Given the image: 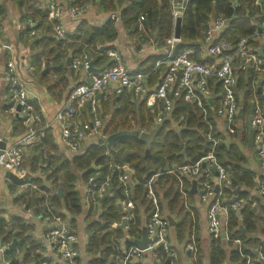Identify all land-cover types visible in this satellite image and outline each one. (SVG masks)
Masks as SVG:
<instances>
[{
  "label": "trees",
  "instance_id": "obj_1",
  "mask_svg": "<svg viewBox=\"0 0 264 264\" xmlns=\"http://www.w3.org/2000/svg\"><path fill=\"white\" fill-rule=\"evenodd\" d=\"M8 1L16 5L23 23L26 24V19L31 18L34 22L33 29L41 30L40 37L33 38L34 46L36 48H48V54L55 59L62 56V51L68 48L72 49V54H86L90 58L100 61L101 57L98 54L104 55L108 49L104 45L115 40L117 36L115 22L107 19L95 27H90L85 21H80L73 33H66V39H59L54 36L51 25L46 20L48 10L45 6L43 8L38 7L36 0ZM81 2H97L101 12L116 13L117 18L129 35L143 32V34L141 33L142 39L145 40L151 34L152 40L157 41L158 44H163L171 34L168 0H65L66 6ZM231 2L234 3L233 6H231ZM255 6V0H190L180 21L179 38L184 47L192 48V58L199 60L201 50L198 40L202 37L201 32L204 30L210 15L229 18L221 37L234 44L237 39L250 35L257 28L256 23L260 21V11H256ZM4 11V5H0V16L4 14ZM139 15H143L141 31L138 30L137 26ZM30 29H26V32H29ZM96 45H103V48H96ZM156 58L157 56H149L141 61L138 66V71L149 72L148 77L149 80H152V84L157 82V75L162 70L160 68L158 71L150 72ZM59 69L60 67H54L53 72L56 73ZM251 77L250 72L238 73L236 91L241 94L242 112L244 114L251 100L249 91ZM119 99L121 98L118 96V98L102 101L100 102V104L102 103L101 107L107 108L110 105L109 101ZM142 99L145 100V98H140L137 104H133L132 120L125 121L126 117H123L113 121L111 118V126L106 132L111 134L119 130H137L138 132L152 130L157 107H161V102H156L148 108ZM206 107L207 115L204 120L201 111L196 106L181 99L174 100L169 116L163 119L148 147L137 138L120 137L109 147L97 142L91 143L82 154L71 159L50 153L47 154L46 159H42L40 152L41 148H44L46 139L44 135L38 136V142L32 145L38 155L36 168L43 172L49 185H44L41 177L30 178L29 183L34 185L35 189H30L28 186L30 189L27 191L28 195L33 198L37 192L43 193L40 203L34 207L35 213L41 215L52 212L63 217L60 211L63 207L70 215L76 216L81 211L80 198L74 186L77 178L76 172L80 173L79 177L87 181L94 191L98 184L108 176L107 194L102 197L103 199L98 198L97 200L100 207L98 218L86 226L88 238L85 249L86 254L92 257L86 264H119L120 258L123 256L119 241L122 234L121 230L116 229L114 225L120 222L122 214L117 211L116 201L129 199L134 203L131 218L128 220L130 236H138L140 232L138 207H143L146 214L152 210L150 200L146 196V182L149 179L152 178L150 185L158 198L159 206H161V198L167 199V210L170 214L178 209L180 194L175 189L178 182L173 175H181L180 167L195 163L206 152L207 122L211 123L214 118L212 110L208 105ZM176 123L179 127L176 126ZM246 138L247 132L243 129L237 139L236 136H230L227 145L220 143L216 148L218 161L236 183V185L231 184L229 187L220 189L222 198L227 199L238 188L237 200H251L248 199V192L244 189L240 190L241 186L249 188L254 184V174L244 167L246 157L243 154L242 146H246ZM146 149L149 150V155L143 158ZM123 165H127L133 171L129 178L128 198L124 196L122 185L118 180L122 171L118 170L117 167ZM173 168L175 169L172 171ZM168 170L172 172L166 173ZM203 170L201 169L202 175L196 181L200 182L204 179L205 172ZM182 176L184 177V175H181L182 187L186 191L189 188V182ZM89 177H93L92 184L88 181ZM261 179L264 180V177ZM58 191L61 192V196L58 195ZM90 209H88L87 218L94 214ZM93 210L96 212V208ZM178 213H181L180 209ZM73 221L74 219H72ZM189 221L183 215V218L175 225L178 240L184 237L187 227L189 229ZM239 225L242 226L243 231L239 229ZM28 230L29 226L20 218L14 217L9 222L0 219V241L2 243L11 241L12 234L19 231L17 237L20 238V242L17 245V251L23 250V255L19 259L15 251H6L5 257L9 259L10 264H29L30 262L39 264L45 261L37 252L38 244L24 235ZM255 231V213L249 204L243 205L238 214L234 210H229L226 236L230 240H239L240 246L231 249L226 254L220 244L219 236L210 238L209 264H222L225 260L226 264H245L246 258L243 255L249 256L253 260V264H264L258 258V254L264 250L263 244L258 238L251 235ZM196 238L194 264H201V252ZM128 245L130 244L124 243L125 248Z\"/></svg>",
  "mask_w": 264,
  "mask_h": 264
},
{
  "label": "built area",
  "instance_id": "obj_2",
  "mask_svg": "<svg viewBox=\"0 0 264 264\" xmlns=\"http://www.w3.org/2000/svg\"><path fill=\"white\" fill-rule=\"evenodd\" d=\"M189 1L168 0L171 34L163 44H158L157 41L150 44V48L155 50L157 56L150 72L162 69L153 87L149 86V72L129 70L114 49L105 51L108 63L98 72L87 71L91 62L90 57L79 56L71 60L72 69L84 70L87 72V78L72 88L66 105L55 115V120L60 124L61 142L65 148L74 152L80 149L85 140L105 139L106 136L101 132L98 104L111 97L121 95L145 98L146 105L150 107L156 102H161V107H157L154 125L161 124L163 119L169 116L174 100L181 99L196 106L201 111L204 120L207 115L206 105H208L212 110L213 117L224 122L228 134L239 132L242 105L236 91L238 73L250 72L252 77L249 83L251 96L249 106L251 103L253 104L250 120L252 145L260 168L264 172V99L261 98V95H264V0H261L260 3L255 0V5L258 4L260 11V21L256 23L257 28L250 35L237 39L234 44L221 37L229 18L224 16L208 18L205 28L201 32L202 37L198 40L199 47L202 49L199 60L192 58L193 50L190 47H183L181 39L174 37L176 19L182 18ZM233 5L234 3L231 2V6ZM45 8L48 10L46 20L51 25L54 36L59 39H66V31L61 22L63 13L72 18L80 17L86 9V3L81 2L67 6L63 12L57 0H48ZM108 17L116 20L117 14L112 13ZM25 22L27 27L31 28L28 32L30 37L41 34V30L33 29L34 22L31 18H27ZM137 22L138 29L142 28L143 15H139ZM178 43H182V46L173 54V49ZM259 47H262L263 57L256 52ZM3 48L9 49V46L3 45ZM144 52V44L130 48L133 57H140ZM29 69L33 70V67L30 66ZM3 74L7 88L5 97L19 107V113L24 118L25 124L30 126V129L0 151V171L22 177L26 174L23 166L25 148L37 141L38 132L32 126L39 124L41 117L31 101L26 80L21 76L13 62H7ZM257 88H259V93H257ZM84 106H87L90 118L79 121L77 115L79 109ZM207 124L205 154L195 163L180 167L179 172L181 175L197 180L202 175L201 169H204V179L199 182L202 192L200 198L210 202L206 211L207 230L211 236L217 237L220 233L225 234L226 232L229 210L237 211L245 204L254 205V202L237 200L235 197V200L229 203L228 200L236 196L234 194L227 199L221 197L220 189L229 187L232 184V178L216 156V148L221 143V139L213 132L210 122ZM176 126L179 127L178 124ZM40 154L42 159H46L45 148H41ZM201 162H204L203 168ZM117 169L122 171L118 180L122 185L124 196L128 198L129 178L133 171L127 165L119 166ZM211 171L216 173L215 182L210 180ZM92 179L93 177H89L88 181L91 182ZM28 186L35 189L32 184H28ZM215 186H217V191H215ZM108 188V176L98 184L95 191L88 188L92 195V204H96L98 198L104 197ZM146 188V196L149 198L152 207L144 224L149 242L144 250L133 244L128 245L123 250L119 264H132L133 261L140 260L146 251L154 252L155 264H163L167 257L169 258L168 264H173L172 258H175V252L170 247L167 238L169 221L156 203L150 188V180L146 182ZM257 193L264 199V184L261 182L258 184ZM120 204L127 210L133 207L129 199L122 200ZM40 216L46 226L43 239L55 253L57 260L61 264H77L76 235L66 221L52 212ZM121 240L122 238H119V241ZM9 243L0 241V264H10L9 259L5 257ZM186 248L189 253H193L195 250L193 243H188ZM243 256L246 258L245 264H253V260L249 256ZM258 258L264 262V250L258 254ZM39 264L49 263L44 261Z\"/></svg>",
  "mask_w": 264,
  "mask_h": 264
},
{
  "label": "crops",
  "instance_id": "obj_3",
  "mask_svg": "<svg viewBox=\"0 0 264 264\" xmlns=\"http://www.w3.org/2000/svg\"><path fill=\"white\" fill-rule=\"evenodd\" d=\"M38 3V7L43 8L48 0H36ZM62 7L63 12L66 9L65 0H57ZM0 5H4V14L0 16V140L4 142L5 146L12 144L18 138L23 136L26 133L30 126L25 124L24 118L20 115L19 112H16V105L10 102L5 96L7 92V88L3 79V73L5 70V66L7 62H13L17 67V70L21 74V76L26 80V84L29 90V96L31 98L32 103L36 111L40 114L41 121L36 126H32L33 129H36L38 132V136H43L46 139L44 148L48 153L55 154L56 156H64L67 159H71L76 155H80L86 149V147L94 142L105 144V139H90L85 140L78 151H70L64 147L61 142L60 137V124L55 120V115L58 111H60L67 103V98L74 86L84 82L87 78V72L82 69L74 70L70 66L71 60L74 57L79 56H87L86 54H72V49L65 48L63 50V55L59 58L55 59L48 54V48H42L34 46L33 38H39L40 35L30 37L28 32H26L27 25L21 21L20 12L18 11L16 5L8 0H0ZM109 14L103 13L98 9L97 2H88L86 3V9L82 16L77 18H72L67 14L63 13L61 22L66 33L71 34L76 30L80 21H85L88 26L95 27L102 23H104L107 19H110ZM210 15L208 18H210ZM112 20V19H111ZM115 22V28L117 31V36L115 40L110 42L109 44H105L104 47L108 49H114L118 55H120L123 64L129 70H138V66L149 56H156L155 50L150 48V44L154 42L152 40V35L144 40L142 39L143 32H138L135 35H129L128 31L122 26L119 19L113 20ZM142 30V28L138 29ZM142 33V34H141ZM57 38V37H56ZM144 44L145 52L140 57H133L130 53V48L134 46H139ZM3 45L9 46V49L3 48ZM103 48V45H96V48ZM184 47V46H183ZM200 50L201 47H199ZM192 49V48H191ZM84 48L82 49V51ZM101 57L100 61L97 59H91L92 66L96 70H100L107 63V57L105 54H98ZM69 57V64H66V59ZM201 59V57H200ZM48 62V64H46ZM32 66L33 70L29 69ZM60 67V69L54 73L53 69ZM153 67V66H152ZM151 67V69H152ZM47 69L46 72L43 71ZM150 69V70H151ZM160 75V72L159 74ZM157 75V78L159 77ZM149 80V86L153 87L154 84ZM239 94V102L242 103L241 94ZM121 99L116 101H109L110 105L106 108H102L99 102L98 104V113L101 119V132L108 136L109 134L106 132L107 129L110 128L111 123L110 119L113 118V121L119 120L120 118L126 117L125 121L132 120V109L133 104H137L140 101V98L130 97L128 95L119 96ZM116 98V97H111ZM118 98V96H117ZM110 99V98H109ZM143 100V99H142ZM126 101V102H125ZM143 101H146L143 100ZM146 105V103H145ZM147 106V105H146ZM150 108V106H147ZM249 108V107H248ZM211 110V109H210ZM241 112L240 114V125L241 127L238 131L242 132L243 129L246 130V116ZM16 113L18 115H16ZM245 117V118H244ZM90 118V114L88 113L87 106L79 109V113L77 115V119L79 121H85ZM244 118V119H243ZM213 122V123H212ZM211 124V128L213 132L220 137L221 143L227 145L230 136H240L239 132H235L232 134H228L225 130L224 122H222L219 118H213ZM156 125H154L155 127ZM153 127V128H154ZM208 131V125L207 130ZM248 135V132H247ZM38 142V139L37 141ZM35 142V143H36ZM238 143V142H237ZM33 145V144H32ZM29 145L25 148V153L23 157V166L25 168L26 176H28L27 181H24L21 184H16L11 182L7 177L6 173L0 171V219L9 222L10 219L17 217L23 220V222L29 226V230L24 234L32 239L38 244L37 252L45 259L49 264H61L60 261L57 260L55 253L46 244L43 239V233L46 229L45 223L43 222L41 216L35 213L34 207H37L40 203V199H42V192H37L35 197L31 198L28 195L27 191L28 184L30 178L32 177H41L44 185H49V182L45 180L43 172L36 168L37 163V152L34 150V147ZM243 147V154L246 157V163L244 165L249 171L254 174L253 185L249 188L241 186L240 190L244 189V191L248 192V199H251L248 202H254V205L250 206L254 209L255 213V225L256 231L251 235L255 238H258L263 244L262 248H264V199L259 196L257 193L258 184L261 182L264 184V180L261 177H264V172L260 168V164L255 155V149L253 145L249 148L247 146V138H246V146ZM175 168L172 169V171ZM172 171H167L166 173H171ZM77 173V178L74 183L75 189L78 192L80 203H81V211L76 216L70 215L68 212L64 214L65 209L61 208V213L63 215V220L69 225L74 234L76 235V244L75 249L78 253L77 264H86L88 260L92 257L86 254V243L88 235L86 233V226L96 220L98 218V214L100 212V207L98 202L96 204H92L91 202V193L88 191V188L92 190L90 185H88L87 181L82 180L79 176L80 173ZM23 175L22 177H24ZM177 179L178 184L176 185L178 193L180 194V201L178 204V209H176L173 213H169L167 210V199H161L159 206L158 198L154 194L152 186L150 185L151 191L154 195L156 203L166 217L170 216L173 224H169L167 231V238L170 247L175 252V258H172L173 264H194L195 256H196V247H195V238L198 240V247L201 252V264H209L208 253L210 248V238H220V244L222 248L225 250L226 254L233 248H239L240 241L239 240H230L225 234L222 232L217 237H213L209 234L207 230V221H206V211L210 202L204 201L200 198L201 194H198L200 191V184L195 179H190L189 177L182 176L186 181L189 182V188L186 191L182 187L181 175L174 174ZM21 177V178H22ZM210 180L215 182V171H211L209 174ZM150 182L152 180L149 179ZM233 180V179H232ZM195 181V193L191 191V182ZM234 181V180H233ZM235 182V181H234ZM216 187V186H215ZM161 193V192H160ZM188 193V195H187ZM107 194V192H106ZM37 199V200H36ZM103 199V198H102ZM149 199V198H148ZM131 201V200H130ZM120 203V200L116 201ZM132 202V201H131ZM151 203V202H150ZM91 205V206H90ZM134 205V203H132ZM91 207V209H90ZM96 208V212L93 210ZM88 209L93 211V215L90 218H87ZM133 209V207H132ZM132 209L127 210L122 206V217H126L127 220L131 218ZM181 211L179 214L178 211ZM236 212H239L237 210ZM127 214V215H126ZM149 214H146L143 207H138V216L140 219V232L138 236H131L135 239H140L141 237V228L144 227V224L148 218ZM183 215L190 220L189 229L187 227V231L184 234V237L180 240L177 239L176 236V227L175 225L183 218ZM121 217V218H122ZM72 219L74 221L72 222ZM121 220V219H120ZM120 223V222H118ZM117 223V224H118ZM114 227L116 228V225ZM241 226V225H239ZM196 227V229H195ZM242 227V226H241ZM121 230L122 240L120 241L121 250H124V243H129L127 239L130 237L128 223L125 227L119 229ZM18 232L19 231H15ZM224 234V235H222ZM18 243L20 242V238L16 236ZM238 241V242H236ZM11 242V241H9ZM188 243L194 244V252L189 253L187 250ZM131 244V243H129ZM18 254L19 259L23 255L22 251H15ZM154 252L146 251L142 254L141 259L137 261H133L132 264H155L154 261ZM227 259V257H226ZM261 261V260H260ZM226 262V260H225ZM223 264H226V263ZM263 262V261H261ZM34 263L30 262L29 264ZM264 263V262H263Z\"/></svg>",
  "mask_w": 264,
  "mask_h": 264
},
{
  "label": "water",
  "instance_id": "obj_4",
  "mask_svg": "<svg viewBox=\"0 0 264 264\" xmlns=\"http://www.w3.org/2000/svg\"><path fill=\"white\" fill-rule=\"evenodd\" d=\"M258 3L261 2V0H258L257 1ZM255 10L257 11L258 10V4L255 6ZM180 21L181 19L178 18L176 19V22H175V28H174V37L175 38H178L179 37V26H180ZM28 29V27H27ZM182 46V43H178L175 45L174 49H173V54L177 51V49L179 47ZM257 54L261 57H263V50H262V47H259L257 50H256ZM46 64H48V62H46ZM66 64L68 65L69 64V57L66 59ZM47 69H45L43 71L46 72ZM88 72H98V70L94 69L93 66H92V62H90V65H89V68L87 70ZM257 93H259V88H257ZM261 98L264 99V95H261ZM210 102V100H209ZM252 109H253V104L251 103L249 108H248V112H247V116H246V129H247V132H248V135H247V146L250 148L251 145H252V129H251V126H250V120H251V114H252ZM15 110L16 112H19V107L16 105L15 107ZM16 115H18L16 113ZM239 116V114H238ZM160 127V124L156 125L152 130H150L149 132H138L137 130H119L117 132H114V133H111L109 134L108 136H106L104 142H105V146L106 147H109L113 144V142L117 139V138H120V137H134V138H137L139 139L140 141H142L143 143H145V145L148 147L149 144L151 143L154 135L156 134L157 130L159 129ZM5 147V144L4 142H1L0 141V151ZM149 155V150L146 149L145 152H144V155H143V158H146L147 156ZM201 167L203 168L204 167V162H201ZM216 175V173H215ZM6 177L11 181V182H14L16 184H21L23 183L24 181H27L28 179V176H24V177H18L12 173H6ZM195 181H192L191 182V191L192 193H195L196 190H195ZM232 184L233 185H236V183L232 180ZM215 191H217V186L215 187ZM238 192V188H236L234 190V195H236V193ZM202 192H198V194H201ZM58 195L61 196V192L58 191ZM235 197L236 196H233L232 198H230L228 200L229 203L233 202L235 200ZM37 200V199H36ZM116 208H117V211L118 212H121L122 213V205L118 202L116 204ZM239 212H236V214H238ZM64 214H67V211L65 210L64 211ZM167 220L169 221V224H173L172 222V219L170 216H167L166 217ZM128 223V220L125 218V217H122L121 220H120V223H118L116 225V229H121L123 227L126 226V224ZM239 229L241 231H243L242 227L239 226ZM224 235V234H222ZM17 236V232H14L12 234V240L11 242L9 243L8 245V248H7V251H16V248H17V245H18V240L16 238ZM127 241L135 246H137L139 249H142L144 250L146 247H147V244L149 242V239L146 235V231H145V228L142 227L141 228V237L140 239H135V238H132V237H129L127 239ZM169 262V258L167 257L163 264H168ZM223 264V263H222Z\"/></svg>",
  "mask_w": 264,
  "mask_h": 264
}]
</instances>
